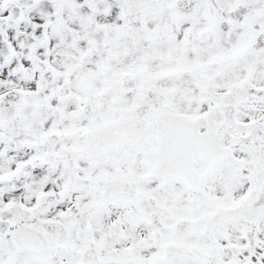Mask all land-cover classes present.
<instances>
[{"label": "snow or ice", "instance_id": "6c2138e0", "mask_svg": "<svg viewBox=\"0 0 264 264\" xmlns=\"http://www.w3.org/2000/svg\"><path fill=\"white\" fill-rule=\"evenodd\" d=\"M0 264H264V0H0Z\"/></svg>", "mask_w": 264, "mask_h": 264}]
</instances>
